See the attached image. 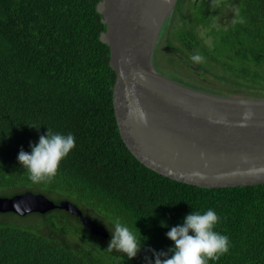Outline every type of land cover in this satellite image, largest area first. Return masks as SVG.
<instances>
[{"label":"trees","instance_id":"1","mask_svg":"<svg viewBox=\"0 0 264 264\" xmlns=\"http://www.w3.org/2000/svg\"><path fill=\"white\" fill-rule=\"evenodd\" d=\"M99 1L0 0V195L30 191L55 203L69 201L100 225L119 217L157 251L171 246L165 233L185 214L211 208L220 217L215 230L229 237L230 251L209 264H264V183L187 185L148 169L123 143L112 105L115 73L109 48L99 39L105 30L96 10ZM184 2L177 1L156 48L169 46L183 55L170 42L173 33L184 48L205 57L197 64L184 57L199 71L230 84L222 88L231 93L259 98L264 91V0L189 8ZM236 10L243 24L233 25ZM186 84L201 91L214 87L206 80ZM47 127L71 132L76 146L51 181L33 183L17 155L21 147L30 151L29 142H37ZM32 216L33 223H27ZM108 239L109 233L107 238L91 234L63 210L23 217L0 213V264H144L145 250L129 260L109 252Z\"/></svg>","mask_w":264,"mask_h":264},{"label":"water","instance_id":"2","mask_svg":"<svg viewBox=\"0 0 264 264\" xmlns=\"http://www.w3.org/2000/svg\"><path fill=\"white\" fill-rule=\"evenodd\" d=\"M178 0H100L96 5L115 73L112 105L120 137L145 167L201 188L264 183V98L222 96L171 80L153 65L155 48ZM248 111L251 118L243 121ZM63 210L91 234L106 229L69 201L30 191L0 195V213Z\"/></svg>","mask_w":264,"mask_h":264},{"label":"clouds","instance_id":"3","mask_svg":"<svg viewBox=\"0 0 264 264\" xmlns=\"http://www.w3.org/2000/svg\"><path fill=\"white\" fill-rule=\"evenodd\" d=\"M235 16L233 25L245 22L239 10H236ZM190 59L193 64L205 62V57L199 53ZM250 118L251 113L246 111L242 123ZM28 125L39 129L35 124ZM75 146V137L71 132L63 134L47 127L37 142H29L30 151L21 147L17 161L26 170L31 182H49L57 175L61 161ZM219 221L220 217L211 208L203 213L191 211L185 214L181 223L171 226L165 233L172 241L166 251L146 247L145 241L142 242L140 236L119 217L101 223L109 233L107 250L123 253L129 260L145 250L144 264H209V261L215 262L230 251L229 237L215 230ZM161 227L168 225L161 221Z\"/></svg>","mask_w":264,"mask_h":264},{"label":"flooded vegetation","instance_id":"4","mask_svg":"<svg viewBox=\"0 0 264 264\" xmlns=\"http://www.w3.org/2000/svg\"><path fill=\"white\" fill-rule=\"evenodd\" d=\"M212 1L215 2V3L216 2L219 3L222 0H185L184 5H187V7H188L190 5L194 6V5H196V3H200V5H202L203 7H205V6H207V3H213ZM187 10H189V9H185L184 11H187ZM169 36H170L171 39L174 38L173 37V33H170ZM177 41L180 44V45H178V44L177 45L180 46V48H181V50H182V52L184 54L183 55H180L174 48H171V47L167 46L168 48L173 49L175 51V53H174L175 55L178 54V56H177L178 59H176V62L167 61V58H168L167 53H169V52H166V48H164L165 46H163L162 53H160L159 51H158V53H156V57L158 55H161V58H160V60H161V64H160L161 67L158 68L153 63L155 69L159 73H161L162 75H165L168 78H170L171 80L176 81L178 83H181V84H183L185 86L186 85L188 86V84H186L188 82L190 84H195L196 81H201V80H197L196 78L193 79L191 77H187L185 74H183L180 71V67H182V68L184 67V68L190 70L192 73H194V69H197L198 70V68H196L194 65H192L188 60L184 59V57H186V55H189L191 57L192 55L195 54V52L194 53L192 52V48L186 49V48H184V45L185 44H183L178 39H177ZM153 58H155V56ZM172 63H174V64H172Z\"/></svg>","mask_w":264,"mask_h":264},{"label":"rangeland","instance_id":"5","mask_svg":"<svg viewBox=\"0 0 264 264\" xmlns=\"http://www.w3.org/2000/svg\"><path fill=\"white\" fill-rule=\"evenodd\" d=\"M174 25H176L175 28L179 27L180 25L178 23H174ZM205 41V40H204ZM171 43H174V44H179V42L177 41V39L173 38L171 41ZM207 42V41H205ZM164 48H166V52H169L167 53L168 55V58H167V61H172V62H176V58H177V55H175V51L173 49H170L168 48L167 46H165ZM162 53V49L163 47H159V48H156V51ZM173 54V55H172ZM160 56V57H159ZM161 55H158L157 57H155V65L160 68L161 67ZM174 64V63H172ZM194 67V66H193ZM195 68V67H194ZM180 71L185 74L187 77H191L193 79H197V80H206L207 83H210L211 86H214V87H210V88H206L204 87L203 90H205L206 92H209V93H213V94H217V95H222V96H234V97H242V98H249L248 96H250V94H244L243 92H239V93H231V91H229L228 89H223L222 86L225 88L227 86H231L230 84H223L221 83L220 81H218L217 79L215 78H212L210 77L209 74H207L206 72L204 71H199L197 69H194V73H192L190 70L186 69V68H182L180 67ZM247 95V96H246ZM259 98H264V91H260V93L258 94ZM31 220H29L27 223H33L35 217L32 216L30 217Z\"/></svg>","mask_w":264,"mask_h":264}]
</instances>
